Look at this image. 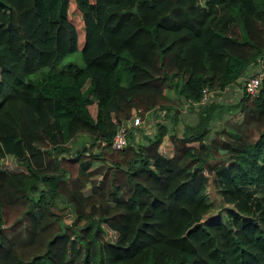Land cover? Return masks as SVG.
<instances>
[{"label":"trees","instance_id":"16d2710c","mask_svg":"<svg viewBox=\"0 0 264 264\" xmlns=\"http://www.w3.org/2000/svg\"><path fill=\"white\" fill-rule=\"evenodd\" d=\"M206 2L0 0V264H264V68L254 94L241 81L264 64V0ZM174 96L193 120L175 107L110 148L132 109ZM208 179L229 206L199 221Z\"/></svg>","mask_w":264,"mask_h":264},{"label":"rangeland","instance_id":"374dc122","mask_svg":"<svg viewBox=\"0 0 264 264\" xmlns=\"http://www.w3.org/2000/svg\"><path fill=\"white\" fill-rule=\"evenodd\" d=\"M197 2V5L203 9L204 12L209 13L210 16L212 14V8L209 5V2L207 3L206 1L208 0H195ZM218 10H220L221 8L219 6H215ZM220 8V9H219ZM69 16L71 17V19L79 26L80 23H78V15L75 9L73 8H69ZM220 12V11H219ZM217 17H220L219 15ZM216 19V18H215ZM213 19V24H216V20ZM228 27V26H227ZM79 38H81V33L79 34ZM78 38V39H79ZM80 40V39H79ZM68 61H73L76 62L77 64H81V58H80V53L78 50H75L73 52L67 53L64 56H62L56 63V66H61L62 64L68 62ZM264 63V60L263 62ZM258 68H261V66L264 68V64H261V62L259 61L257 64H255ZM252 68H254V65H251L249 67V70H251ZM48 68L42 67L38 70H36L34 73H32L30 76L34 77V76H38L42 73H44ZM245 74H243L244 76ZM242 76V77H243ZM239 83V82H238ZM237 84V83H235ZM238 94V90L237 88L234 86L232 88L226 89L224 91H221V93H219L217 95V100L221 101V102H226L227 103H231L229 101H231V99H234L233 97L235 95ZM175 100L173 101L174 106L172 108H166V107H161V108H157L154 107L153 109H150L148 111V113L146 114L145 117V113H137L140 117H141V123L140 126H145L147 129V133H142V135H153V132L156 130V127L158 124L163 123L165 125H169V123L172 122V115L174 114V108L176 107V113H177V117L179 119H183L184 121H191L195 118V114H194V108L195 106L191 107L188 104H180V102H177L176 97L174 96ZM89 110L91 112L94 111V106L92 109V105L89 106ZM239 115L235 116L234 118L238 119ZM181 124V122H180ZM180 124H177L174 128L180 131ZM168 128V127H167ZM216 128V125H213V129ZM145 129V128H144ZM145 129V130H146ZM81 137H77V140H74L75 144L73 145L72 149H70L69 152H73L76 147L78 146V141H82L85 137V135H80ZM88 138L86 137L84 142H87ZM167 146H170L168 141L165 140L164 142ZM96 150V149H95ZM94 159V158H93ZM98 160V164L99 165L101 162L104 163V161L96 158ZM214 158H210L209 161H215L213 160ZM10 165H12V162H9ZM64 165L68 167V169H72L75 173L74 170V166L73 165H67L66 162H64ZM207 193H208V198L211 202V210L209 211V213L202 215L201 218L199 219V221H201L202 219H205L207 216L209 215H213L215 213H217L218 211H222L224 206H229L228 203L223 202V200L220 197V194L217 192V190L215 189L214 185L211 183L210 179H208V184H207ZM55 204L57 205L56 207L52 208L54 211L56 212H60L61 213V220L65 221V222H69L72 218H73V213L72 211L68 208L65 209L64 212L62 211V209L60 208L62 206V202L61 200L57 199L55 200ZM33 211H35V213H38L39 210L37 209V207H34ZM13 210L10 209L8 216L11 217L13 214ZM16 213V212H14ZM250 217H252L251 215H248ZM110 238L113 237V235L111 234L109 236Z\"/></svg>","mask_w":264,"mask_h":264},{"label":"built area","instance_id":"2783aa9c","mask_svg":"<svg viewBox=\"0 0 264 264\" xmlns=\"http://www.w3.org/2000/svg\"><path fill=\"white\" fill-rule=\"evenodd\" d=\"M262 73H263V69L260 68L259 70H256L255 73L249 71V73H247L241 78L243 79L241 81H242V86L245 92L254 94L257 91L259 82L261 80ZM208 94H209V91L208 90L206 91V89H203L201 101H203ZM137 113H139L138 110L132 109L129 117L117 123L116 128L109 142V146L111 149H114V150L121 149L127 145L128 130L133 126H140V123L142 120L141 117Z\"/></svg>","mask_w":264,"mask_h":264},{"label":"crops","instance_id":"0c3cea01","mask_svg":"<svg viewBox=\"0 0 264 264\" xmlns=\"http://www.w3.org/2000/svg\"><path fill=\"white\" fill-rule=\"evenodd\" d=\"M260 68H258V67H255L253 70H251V72H255L256 70H259ZM93 104H92V109H93ZM148 113V111L147 112H145V117H146V114ZM143 129H142V133H147L148 131H147V129H146V127L145 126H141ZM146 130H145V129ZM142 133L140 132V130L138 129V131H133V138L134 139H136V140H140V141H143V135H142ZM96 164H98V160L96 159V160H93V162H92V165H91V167H93L94 165H96Z\"/></svg>","mask_w":264,"mask_h":264}]
</instances>
